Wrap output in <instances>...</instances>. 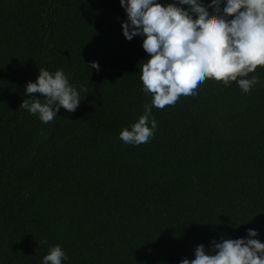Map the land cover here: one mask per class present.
<instances>
[{
  "label": "trees",
  "instance_id": "obj_1",
  "mask_svg": "<svg viewBox=\"0 0 264 264\" xmlns=\"http://www.w3.org/2000/svg\"><path fill=\"white\" fill-rule=\"evenodd\" d=\"M125 21L120 0H0V264L57 245L62 264H180L249 229L264 243V68L248 94L210 79L153 107L150 141L125 144L152 99ZM39 68L64 71L75 112L43 124L20 108Z\"/></svg>",
  "mask_w": 264,
  "mask_h": 264
},
{
  "label": "clouds",
  "instance_id": "obj_2",
  "mask_svg": "<svg viewBox=\"0 0 264 264\" xmlns=\"http://www.w3.org/2000/svg\"><path fill=\"white\" fill-rule=\"evenodd\" d=\"M120 4L127 14L121 25L124 37L129 41L143 37L149 58L139 69L140 80L152 98L138 121L119 133L125 144L148 143L157 128L153 107L162 110L181 96H196L199 86L210 79L226 87L235 82L245 94L260 83L250 74L264 68V0H211L208 5L204 0H173L166 5L159 0H120ZM90 66L99 71L97 62ZM24 95L31 98L20 108L43 124L52 122L60 108L75 112L84 98L63 70L50 73L44 68H39L35 82L27 83ZM257 236L249 229L247 238L213 240L207 253L203 244L198 245L195 258H184L180 264H264V243ZM66 259L57 245L49 248L42 264H62Z\"/></svg>",
  "mask_w": 264,
  "mask_h": 264
}]
</instances>
